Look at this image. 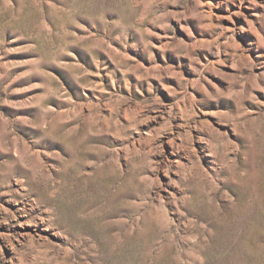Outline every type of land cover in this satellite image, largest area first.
<instances>
[{
    "label": "rangeland",
    "instance_id": "1",
    "mask_svg": "<svg viewBox=\"0 0 264 264\" xmlns=\"http://www.w3.org/2000/svg\"><path fill=\"white\" fill-rule=\"evenodd\" d=\"M0 264H264V0H0Z\"/></svg>",
    "mask_w": 264,
    "mask_h": 264
}]
</instances>
